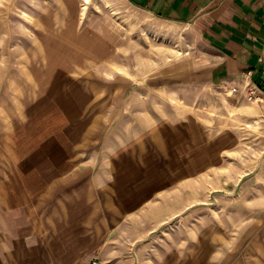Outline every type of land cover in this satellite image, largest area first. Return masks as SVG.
<instances>
[{"label":"crops","instance_id":"1","mask_svg":"<svg viewBox=\"0 0 264 264\" xmlns=\"http://www.w3.org/2000/svg\"><path fill=\"white\" fill-rule=\"evenodd\" d=\"M47 4L0 21V264H151L247 173L264 0Z\"/></svg>","mask_w":264,"mask_h":264},{"label":"rangeland","instance_id":"2","mask_svg":"<svg viewBox=\"0 0 264 264\" xmlns=\"http://www.w3.org/2000/svg\"><path fill=\"white\" fill-rule=\"evenodd\" d=\"M47 3L0 0V21L9 30L15 21L29 26L37 17H46ZM246 133L238 149L247 173L231 190L214 189L213 199L199 206L193 223L184 222L183 229L194 228L193 239L166 236L153 242L159 253L148 254L151 264H264V125L246 127Z\"/></svg>","mask_w":264,"mask_h":264},{"label":"built area","instance_id":"3","mask_svg":"<svg viewBox=\"0 0 264 264\" xmlns=\"http://www.w3.org/2000/svg\"><path fill=\"white\" fill-rule=\"evenodd\" d=\"M264 74V69H263ZM232 91H237L238 88L236 86H233L231 88ZM244 95L247 97L248 100L254 101L257 99H260V97L257 94V86L253 83H247L244 88Z\"/></svg>","mask_w":264,"mask_h":264}]
</instances>
